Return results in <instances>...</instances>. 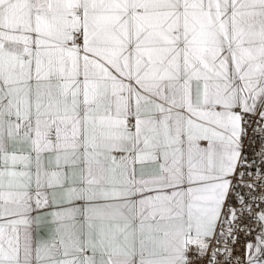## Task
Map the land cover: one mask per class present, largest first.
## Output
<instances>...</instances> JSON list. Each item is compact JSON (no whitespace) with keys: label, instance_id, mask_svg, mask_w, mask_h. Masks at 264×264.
<instances>
[{"label":"snow or ice","instance_id":"obj_1","mask_svg":"<svg viewBox=\"0 0 264 264\" xmlns=\"http://www.w3.org/2000/svg\"><path fill=\"white\" fill-rule=\"evenodd\" d=\"M0 264H264V0H0Z\"/></svg>","mask_w":264,"mask_h":264}]
</instances>
